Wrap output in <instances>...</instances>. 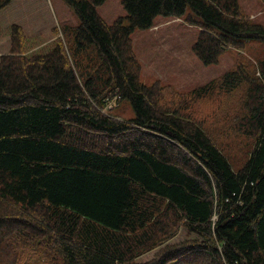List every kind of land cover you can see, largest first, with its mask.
Wrapping results in <instances>:
<instances>
[{
	"label": "trees",
	"instance_id": "16d2710c",
	"mask_svg": "<svg viewBox=\"0 0 264 264\" xmlns=\"http://www.w3.org/2000/svg\"><path fill=\"white\" fill-rule=\"evenodd\" d=\"M63 1L77 27L28 53L12 25L0 56V264H264V59L181 93L140 80L131 39L181 18L208 66L264 45V26L237 0H122L112 24L106 0ZM122 101L133 118L107 109ZM216 124L241 138L238 162Z\"/></svg>",
	"mask_w": 264,
	"mask_h": 264
},
{
	"label": "rangeland",
	"instance_id": "374dc122",
	"mask_svg": "<svg viewBox=\"0 0 264 264\" xmlns=\"http://www.w3.org/2000/svg\"><path fill=\"white\" fill-rule=\"evenodd\" d=\"M243 15L253 22L264 26V0H237ZM122 0H106L96 8L99 16L108 24L126 15L122 8ZM20 26L27 39L28 53L38 52L47 48L56 37L53 30L61 35L65 30L78 26V19L72 9L63 0H13L0 11V56L10 50V27ZM199 30L178 18L156 17L154 25L149 30H135L132 35L133 50L141 66L140 80L148 85L158 81L170 86L178 92L185 93L217 79L221 75L236 68L246 61L258 62L264 59V45L249 41L244 49L238 51L229 49L224 52L216 64L205 66L194 55L192 45ZM202 105L203 116L210 110V102ZM111 114L128 120L134 117L128 101L119 104L111 103ZM202 117V116H201ZM214 123V122H213ZM223 128V126H220ZM218 124L213 127V136L229 151L230 161L240 160L244 148H241V138L233 134H225ZM191 236L189 238H193ZM185 230L179 231L169 243H178L187 239ZM159 247L142 255L137 261L151 260Z\"/></svg>",
	"mask_w": 264,
	"mask_h": 264
}]
</instances>
